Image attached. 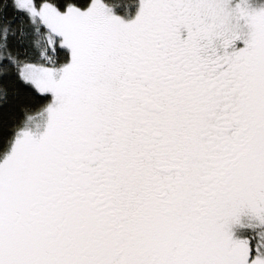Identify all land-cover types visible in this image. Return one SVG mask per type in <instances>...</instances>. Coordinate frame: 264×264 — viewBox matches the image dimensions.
<instances>
[{"label":"snow or ice","instance_id":"1","mask_svg":"<svg viewBox=\"0 0 264 264\" xmlns=\"http://www.w3.org/2000/svg\"><path fill=\"white\" fill-rule=\"evenodd\" d=\"M0 264H264V0H0Z\"/></svg>","mask_w":264,"mask_h":264}]
</instances>
